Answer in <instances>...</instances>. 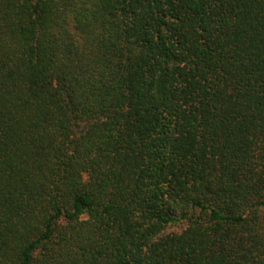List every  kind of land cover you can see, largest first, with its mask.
Masks as SVG:
<instances>
[{
    "label": "trees",
    "instance_id": "trees-1",
    "mask_svg": "<svg viewBox=\"0 0 264 264\" xmlns=\"http://www.w3.org/2000/svg\"><path fill=\"white\" fill-rule=\"evenodd\" d=\"M0 264H264V0H0Z\"/></svg>",
    "mask_w": 264,
    "mask_h": 264
}]
</instances>
